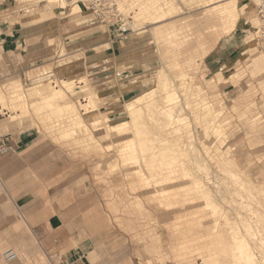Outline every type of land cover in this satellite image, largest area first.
<instances>
[{"label":"rangeland","instance_id":"1","mask_svg":"<svg viewBox=\"0 0 264 264\" xmlns=\"http://www.w3.org/2000/svg\"><path fill=\"white\" fill-rule=\"evenodd\" d=\"M11 1L16 4L12 7L15 11L12 20L19 27L18 30L31 36L29 46L34 51L27 53L25 57L28 60L22 62L24 65L30 62V66L35 69L30 72L29 78L21 80L29 101L38 98V95L29 94L30 87L35 86L36 82L49 81L52 75H58L63 66L86 60L106 49L112 51L88 63V74L81 75L83 67L80 65L69 73L77 77L59 81L65 91L60 103L65 105L70 102L77 114L85 119L82 126L78 127L73 122L74 118H71L73 115H70L69 126L82 130L87 124L88 131L98 141L96 148L87 149L86 144L79 142L81 137L77 140L73 136H62L59 128L67 125L66 117L52 121L38 117L45 112L56 115V111L45 107L47 102L40 104L39 110L32 103L34 117L29 114L23 124H27L25 130H49L51 134H59L60 139L75 143L78 149H86L85 152L92 156L96 180L105 187L106 196L111 201V211L117 213L115 220L126 217L129 228L133 229V242L142 244L138 252V264H224L229 256L223 248L236 235L235 231H239L237 235L240 242L243 241L242 233L248 234L247 242H251L249 259L246 262L239 261L240 264H264V184H261L264 181V84L258 79V74L263 73V70L255 72L254 65L256 58L264 57V51L256 43V0H246L252 6L248 12L242 10L248 20L243 16L239 19L238 13L230 30H227L230 15L227 8L236 5L235 0H227L220 5L222 10L217 18L226 15L223 19L227 22L217 21L208 15L203 24L199 19L203 11L200 0H120L126 12L119 7L121 18L114 22L116 24L99 21L88 9L87 0ZM244 3L239 0L240 6ZM150 5L153 8L148 12ZM37 10H42L43 16L39 17L40 14L35 12ZM127 13L129 19L138 24L137 27H144L142 31L150 30L153 37L151 44L146 42L136 49L127 44L135 28L122 33L117 24L119 21L124 23ZM71 24L81 29L65 34ZM62 26H65L63 34ZM90 33L97 36L93 41L77 46L67 45L68 41L86 37ZM221 38L222 41L229 39L234 44L235 53L221 56L218 62L211 63L212 57L207 55L214 48L215 53L218 52ZM51 44L54 45L53 51L49 50ZM88 44L93 47L84 49ZM223 46L227 47L225 42ZM152 56H155L154 61L140 62L142 58ZM99 64L106 65L107 71L104 69L106 73L103 72L106 76L100 75L94 84L91 76L89 79L87 75L92 67ZM144 68H147V72L142 74ZM160 69L166 76L163 79L158 75ZM237 70L242 72L240 78L227 84V79ZM14 79L13 75H8L0 80V84L5 83L7 88V83ZM240 80L242 82L235 84ZM100 86H106L105 90ZM172 90V93H168ZM62 92L60 88L56 93L43 95L53 101ZM88 98L92 100L91 106L85 107L82 103L87 102ZM93 109L99 110L103 113L102 117L108 116V119L104 118L95 126L94 116L90 112L86 113ZM173 109L182 120L188 121L187 125L178 127L172 123L168 112ZM150 112H154L155 116H151ZM125 120L128 124L123 131L131 132L136 140L148 148L158 152L169 151L158 158L159 163L162 157L169 156L164 158L168 163L164 167L166 170L163 168L165 172L171 170L169 168L174 169L177 164L173 165V156L180 152L178 159L184 158L185 166L195 170L203 178L204 184L208 183L211 194L207 196L197 188L196 180H178L162 185L165 174L160 177L156 175L150 181L155 184L145 185L144 180L149 182L152 176L138 153L139 146L135 144L137 159L126 161L127 151L133 152L131 146L126 144L128 135L113 132L112 136L104 138L110 125L116 127L125 123ZM134 122L137 123L136 127ZM7 134L0 133V137L6 138ZM81 135L86 137V131ZM53 137L58 139L57 135ZM99 146L100 150L97 149ZM122 146L124 150L129 148L125 150L123 160L120 152ZM204 159L212 170V177H208L200 167ZM113 163H117L118 168L112 171ZM232 163L245 173H234ZM238 173L241 176H235ZM137 176L140 183L138 187L135 183ZM209 179H213L212 183ZM250 181L255 182V186L250 185ZM164 187L172 188L163 190ZM216 217L219 222L215 221ZM222 244V248H219ZM216 247L226 257L217 253L220 251ZM239 262L233 261V264Z\"/></svg>","mask_w":264,"mask_h":264},{"label":"crops","instance_id":"2","mask_svg":"<svg viewBox=\"0 0 264 264\" xmlns=\"http://www.w3.org/2000/svg\"><path fill=\"white\" fill-rule=\"evenodd\" d=\"M235 1L237 7L231 5L227 8L230 13L228 21L223 19L226 15L217 18L222 10L220 5L227 0H200L199 4L203 7L202 13L199 14L201 23L206 22L205 18L210 15L217 21L223 20V23L228 21L227 30H230L238 18V13L239 19L241 16L246 18L242 10L249 5V1L246 0H241L245 1L241 6L239 0ZM13 6L16 4L11 0H0V55H2L0 80L8 75L15 77L7 83L8 89L5 88V83L0 84L6 98L3 102L9 118L6 124L8 130H0V133H8L6 139L11 146L10 153L0 154V264H138L140 261L138 252L142 249V244L138 241L133 242L134 234L131 236L133 229L129 228L126 217L115 220L117 213L114 214L111 211V201L106 196L105 187L96 180L92 156L85 152L86 149L82 151L78 149L75 143L63 141L59 138V134H51L49 130H25L27 124H23L28 114L26 109L34 117L32 103L35 106L48 101L49 96L44 97L42 87L45 88L50 83L57 85L63 92L60 96H55L57 99L53 101L62 102L60 99L65 96V91L59 81L77 77L69 73L80 65L83 67L81 75L88 74V63H93L97 57L109 55L112 51L106 49L86 60L63 66L58 75H52L49 81L36 82L35 86L30 87L29 94L38 95V98L29 101L21 80L29 78L30 72H34L35 69L30 66V62H27V65L22 62L25 63L28 60L25 57L27 53L34 51L29 46L31 36L18 30L19 27L12 20L15 18ZM175 8L178 11L176 6ZM64 27H61L62 34ZM80 29L71 24V27L65 30V34L78 32ZM96 37L94 33H90L86 37L68 41L67 45L77 46L86 41H93ZM233 37L234 35L229 39L232 40ZM222 39L219 40L218 46H221L220 49L223 50L219 49L215 53L216 48H214L207 55L212 57L211 63L218 62L221 56H230L235 53L234 44L230 43L229 39L223 41ZM223 42L227 47L223 46ZM53 47L54 45L51 44L49 50L53 51ZM92 47V44H88L83 48ZM104 69L106 70V65L99 64L95 68L92 67L87 76H91L96 84L100 75L106 76L104 73L107 70ZM7 71L11 73H5ZM241 75V70H237L230 79H227V84H231ZM101 87L102 90L106 88V86L99 88ZM21 91L24 93L22 97L18 95ZM24 103H26V109L23 108ZM87 112L94 116L95 126H98L104 118L108 119V116L102 117L103 113L99 110L93 109ZM38 117L44 121L46 118L47 121H52L54 116L53 113L45 112ZM70 124L68 120L67 125L59 128L63 137L73 136L77 140L81 137L83 141L79 142L86 144L87 149L96 148L97 140L92 132L88 131L87 124L82 130L74 127L73 129L69 126ZM127 124L128 121L125 120V123L116 127L110 125L104 138L112 136L113 132H118L114 134L119 135H132L131 132L123 131L127 128ZM85 131L86 137L81 135ZM56 135L58 141L53 137ZM108 146L111 148L110 143ZM97 149L100 150L101 146ZM120 152L122 158L125 152L124 146L121 147ZM116 168L118 164L113 163L112 171ZM135 183L136 187L140 185L138 176ZM97 245L101 246L97 247ZM11 248L19 252V257L7 263L3 254Z\"/></svg>","mask_w":264,"mask_h":264},{"label":"bare ground","instance_id":"3","mask_svg":"<svg viewBox=\"0 0 264 264\" xmlns=\"http://www.w3.org/2000/svg\"><path fill=\"white\" fill-rule=\"evenodd\" d=\"M117 2H118V5H119V7H120V9L122 10V11H124V12H126V8H125V5L123 4V2H121L120 0H117ZM155 3V2H154ZM154 6H156V3H155V5ZM152 5H150V9L148 10V12L149 11H151L152 10ZM251 8H252V6L251 5H247L246 7H244L243 8V10L244 11H250L251 10ZM36 13H39L40 15H39V17H41V16H43V14L42 13H44L43 11H39V12H36ZM31 14H33V12H31ZM147 14V13H146ZM129 16L130 15H128V13L125 15V17H124V23H125V25L127 26V31H125V32H123L122 31V28L124 27L123 25H124V23L123 22H117V24H119L120 25V29H121V32L122 33H128L129 32V30H130V28H135V33L134 34H132V35H130L131 37L127 40V44L128 45H130V46H132L133 47V49H136V48H138L139 47V45L140 44H145L146 42H148L147 44H151L153 41V37H152V34L150 33V30H148V31H146V30H143L142 31V28L144 29V27H137V23L135 24V22H133V20H130L129 19ZM21 17L22 16H20L19 18L21 19ZM18 18V19H19ZM249 20H251V19H249ZM111 24H116V23H114V22H112ZM141 30V31H140ZM134 31V30H133ZM124 46V45H123ZM128 58V57H127ZM154 59H155V56H152V57H149V58H142L141 60H140V62H147L148 60H151V62L152 61H154ZM255 64V72H257L259 69H261V70H263L262 72L263 73H260V74H258V79H259V81L260 80H262L261 81V83H263L264 84V57L263 58H261V57H258V58H256L255 59V62H254ZM119 66V65H118ZM156 68V67H155ZM166 68H168V67H166ZM165 68V69H166ZM164 69V68H163ZM147 70V68H144L143 69V73L142 74H145L144 72H147L146 71ZM156 70V69H155ZM168 70V69H167ZM164 72V71H163ZM162 72V69H160V71H159V76H160V78H164V77H166L165 76V74ZM169 74V73H168ZM167 75V74H166ZM158 76V77H159ZM88 79V78H87ZM84 81V80H83ZM161 81V80H160ZM66 84H68L67 82H66ZM163 87V86H162ZM155 88V87H154ZM84 90V89H83ZM156 90V89H155ZM154 90V91H155ZM42 91H43V93L45 94V95H50V94H53V93H56V92H58L59 91V88H58V86L57 85H54L53 83H50L48 86H46L45 88H43L42 87ZM92 91V90H91ZM150 91V90H149ZM157 91H158V89H157ZM173 92V90L172 91H168V93H172ZM23 92H21V93H19L18 95L20 96V97H22L23 96ZM93 94V93H92ZM94 95V94H93ZM26 96V95H25ZM79 96V95H78ZM136 96V95H135ZM137 97V96H136ZM154 97V96H153ZM157 99V98H156ZM5 100H6V98H5ZM4 101V92L2 91V88H1V86H0V108H1V111H0V130H8V127L6 126V124H7V122L9 121V118H8V113L6 112V108H5V103L3 102ZM12 101V100H11ZM128 101H130V100H128ZM8 102V101H7ZM92 102V100H89V101H87V102H83L82 104H83V106H85V107H89V106H91L90 105V103ZM28 103V102H27ZM130 103H134V101L132 102H130ZM9 107H10V105H8ZM129 106V105H128ZM26 107V103H24L23 104V108H25ZM35 107L39 110V108H40V104L39 105H35ZM45 107L47 108V109H51V110H53V111H56V115L53 117V119H55V120H60L61 118H63V117H66V122H68V118L70 117V115H73L74 116V120H73V122L75 123V124H77V126L78 127H81L82 126V124H83V118L79 115V114H77V112H76V109H74V107H73V105L71 104V103H67V104H65V105H63V104H61V103H58V104H56V103H54V101H47V103L45 104ZM26 109V108H25ZM36 109V110H37ZM135 109V108H134ZM12 110V109H11ZM23 110V109H22ZM161 110H163V108H161ZM25 111V110H24ZM26 111H28L27 109H26ZM21 113V112H20ZM30 113V112H29ZM29 113L28 114H26L27 115V117L29 116ZM151 113V112H150ZM13 114V113H12ZM152 115L151 116H155V114H154V112L153 113H151ZM168 117L169 118H171V120H172V123H174V124H176L178 127H181L182 125H187V122L188 121H186V120H182L181 118H180V116L178 115V113H177V111H175L174 109H173V111H171V112H168ZM12 119V118H11ZM20 120V119H19ZM23 120V119H22ZM25 120V119H24ZM65 120V119H64ZM186 121V122H185ZM20 122V121H19ZM185 123V124H184ZM19 124V123H18ZM20 126V125H19ZM137 126V123H135L134 122V127H136ZM68 127V126H67ZM74 129V128H73ZM176 131H180V130H176ZM74 132V131H73ZM158 137H159V135H158ZM126 139V144L127 145H130L131 146V148L133 149V152H128L127 151V154L125 155V160L126 161H131V160H136L137 159V155H138V153H139V155L142 157L141 159H142V161L147 165V167L149 168V170H150V174H151V176L152 177H150V179H149V182H147V179H145L144 180V183H145V185L147 184V183H149V184H147V185H153V184H155V183H151L150 181H152V180H154L155 179V176L156 175H159V177L160 176H162V175H164L165 177L163 178V181H165L164 182V184H162V185H167V184H171V183H173V182H175V181H178V180H187L188 181V179H190V180H196L197 181V188H199L201 191H203L204 193H205V195H207V196H209V194H211V191L209 190V187H208V183L207 184H204V180H203V178H201V176H199V174H197V172L195 171V170H193V169H190V168H188L187 166H185V162H184V160H182V159H184V158H182V159H178L179 157H178V155L180 156V152H179V154H177V153H175V157L173 156V165H174V163L175 164H177V165H175L174 166V169H172V168H169L171 165V163L169 164L170 166L168 167L169 169H171V170H169V171H167V172H165L164 170H163V168L165 167V166H168V163L167 162H165V159L167 158V157H169V156H167L166 158L165 157H162L161 158V161L159 160V163H158V158H159V156L161 157V155H164L165 156V154H166V148H165V150L166 151H164V152H158V151H155V149L153 148H148V147H146L145 145H144V143H142V142H140V141H138V140H136L135 138H134V136H132V135H128V137H126L125 138ZM158 139V138H157ZM159 140V139H158ZM81 141V140H80ZM87 141V140H86ZM135 144H136V146L138 145L139 146V148H138V153H137V150L135 149L136 148V146H135ZM164 144H162L161 145V147L163 146ZM126 147H128V146H126ZM165 147V146H164ZM129 149V148H128ZM127 148L125 149V150H128ZM161 149H164V148H161ZM168 150H169V148H168ZM183 151V150H182ZM167 152H169V151H167ZM184 153V152H183ZM168 154V153H167ZM166 154V155H167ZM170 154V153H169ZM186 154V153H185ZM187 155H188V153H187ZM171 156H172V154H171ZM182 157V156H181ZM184 157H185V155H184ZM165 158V159H164ZM215 159H217V158H215ZM170 161V160H169ZM188 161V160H187ZM200 167H201V169H203V171L206 173V175H208V177H212V170H211V168L209 167V165L207 164V160L206 159H204L202 162H200ZM187 165V164H186ZM189 166H190V164H188ZM232 166H234L235 168L233 169L232 168V170H233V172L234 173H236V172H243V174L245 173L244 172V170H242L240 167H238V166H235V164L234 163H232L231 164ZM165 169V168H164ZM166 170V169H165ZM235 176H241V174L240 173H238V174H236ZM246 176H247V173H246ZM249 176V175H248ZM158 178V177H157ZM248 179V178H247ZM162 180V179H161ZM209 180H211V179H209ZM213 180V179H212ZM212 180H211V183H212ZM216 180V179H215ZM249 180V179H248ZM247 180V181H248ZM217 181H218V179H217ZM216 181V182H217ZM246 181V180H245ZM156 182H157V180H156ZM206 182V181H205ZM218 183V182H217ZM246 183V182H245ZM249 183V182H248ZM213 184H215V181H213ZM219 184V183H218ZM254 185L255 184V182H253V181H250V185ZM261 184H264V181L261 183ZM241 185H244V183L243 184H241ZM213 186V185H212ZM216 186H218L217 184H216ZM255 186V185H254ZM252 187V186H251ZM167 188V190H170L171 188L169 187H164L163 188V190H165ZM221 189V188H220ZM159 190H161V189H159ZM162 190V191H163ZM218 190H219V188H218ZM253 196V195H252ZM253 198H254V196H253ZM261 200V199H260ZM215 200H213V202H214ZM259 201V200H258ZM212 202V203H213ZM217 204V203H216ZM217 206V205H216ZM222 206V205H221ZM222 211V210H221ZM221 211H219V212H221ZM230 211V210H229ZM222 213H224V212H222ZM227 213V212H226ZM262 213V212H261ZM221 214V213H220ZM263 214V213H262ZM218 215V214H217ZM224 215V214H223ZM230 216V215H229ZM217 218V217H216ZM232 218V217H231ZM218 221V218L217 219H215V221ZM220 221H222V220H220ZM243 221V220H242ZM219 222V221H218ZM226 222H228L229 223V220H227ZM232 222V221H231ZM248 223V222H247ZM221 224V223H220ZM244 224H245V220H244ZM230 225V224H229ZM248 225V224H247ZM236 226V225H235ZM224 227V226H223ZM226 227V226H225ZM232 227V226H231ZM246 229H247V226L245 227ZM223 229V228H222ZM221 229V232L223 231V233H224V230H222ZM232 229V228H231ZM225 230H227L226 228H225ZM248 230V229H247ZM227 232H228V230H227ZM230 232V231H229ZM236 232V235H233V234H231V235H233V237H232V240H229V239H227V240H229L227 243V246L226 247H224L223 249H224V252L227 254V256H229V258L226 260L225 259V261H224V264H233V261H235V262H239V261H247V259H249L248 257H250V255H251V253H250V250H249V243H251V242H247L248 241V234L246 235V234H243L242 232V239H243V241H239L238 240V237H239V235H237V234H239V231H235ZM250 232V231H249ZM225 234V233H224ZM227 234V233H226ZM250 235V234H249ZM223 236H225V235H223ZM261 236V235H260ZM226 237H227V235H226ZM229 237H230V235H229ZM252 238H253V236H251ZM251 237H250V239H251ZM228 238V237H227ZM254 238H255V236H254ZM257 238V237H256ZM256 238H255V240H256ZM225 239V238H224ZM221 240H223V239H221ZM256 242H257V240H256ZM216 244V243H215ZM214 244V245H215ZM221 244V243H220ZM223 244H224V242H223ZM223 244L222 245H220V247L219 248H222L221 246H223ZM212 246H213V244H212ZM217 248V247H216ZM216 250H219L218 248L216 249ZM222 250V249H221ZM191 251V250H190ZM199 251V250H198ZM220 251V250H219ZM222 253L221 251L220 252H218L217 251V253H222V254H224L225 255V253ZM262 252V251H261ZM222 254H221V256H222ZM185 256H186V254H185ZM210 256V255H209ZM220 256V255H219ZM220 256V257H221ZM224 257H226V255L224 256ZM233 260H232V259ZM202 259V258H201ZM202 264V263H201ZM223 264V263H222ZM238 264V263H237ZM239 264H240V262H239ZM245 264V263H244Z\"/></svg>","mask_w":264,"mask_h":264},{"label":"built area","instance_id":"4","mask_svg":"<svg viewBox=\"0 0 264 264\" xmlns=\"http://www.w3.org/2000/svg\"><path fill=\"white\" fill-rule=\"evenodd\" d=\"M88 9L95 17L103 23H112L121 18V11L117 0H87ZM256 16L258 26L256 31V43L260 50L264 51V0H256ZM122 31H127V26L124 24ZM11 152V146L7 139L0 137V154H8ZM3 257L7 263L13 262L19 257V252L11 248L4 252Z\"/></svg>","mask_w":264,"mask_h":264}]
</instances>
